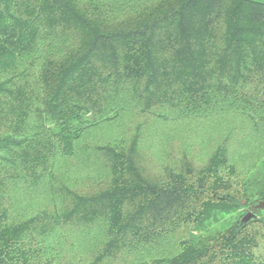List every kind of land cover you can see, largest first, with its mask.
I'll return each instance as SVG.
<instances>
[{
	"label": "trees",
	"instance_id": "obj_1",
	"mask_svg": "<svg viewBox=\"0 0 264 264\" xmlns=\"http://www.w3.org/2000/svg\"><path fill=\"white\" fill-rule=\"evenodd\" d=\"M262 200L264 0H0V264H264Z\"/></svg>",
	"mask_w": 264,
	"mask_h": 264
},
{
	"label": "water",
	"instance_id": "obj_2",
	"mask_svg": "<svg viewBox=\"0 0 264 264\" xmlns=\"http://www.w3.org/2000/svg\"><path fill=\"white\" fill-rule=\"evenodd\" d=\"M251 209H252V211L249 212V213L245 216V218L250 217V216L253 214V212H255L256 210L264 209V200H262V201H258L256 204H254V205L252 206Z\"/></svg>",
	"mask_w": 264,
	"mask_h": 264
},
{
	"label": "rangeland",
	"instance_id": "obj_3",
	"mask_svg": "<svg viewBox=\"0 0 264 264\" xmlns=\"http://www.w3.org/2000/svg\"><path fill=\"white\" fill-rule=\"evenodd\" d=\"M261 210H264V209H261ZM216 225H218V224H216ZM216 225H214V226H216Z\"/></svg>",
	"mask_w": 264,
	"mask_h": 264
}]
</instances>
